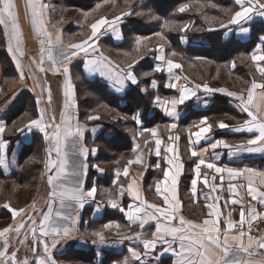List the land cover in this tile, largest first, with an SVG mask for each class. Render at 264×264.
I'll return each mask as SVG.
<instances>
[{"label":"snow or ice","instance_id":"snow-or-ice-1","mask_svg":"<svg viewBox=\"0 0 264 264\" xmlns=\"http://www.w3.org/2000/svg\"><path fill=\"white\" fill-rule=\"evenodd\" d=\"M235 4L239 6L240 10H237L230 16V19L226 24H222L221 27L227 28L228 25H240L242 33H248L249 28L242 25L243 22H249L253 15L264 17V0H234ZM27 7L31 10L32 23L36 25L38 23V18L42 16L43 10L48 9L51 6L47 3L37 4L34 0H28ZM187 5L179 8L180 12H184ZM131 12L123 13L124 16L131 15ZM136 15H144L143 12H136ZM122 19V16H117L115 20L109 21L107 18H101L98 22L91 24V31L88 39L84 40L83 43L71 45V50L61 49L58 57H54L51 52V47L53 41L51 36H48L47 45V59L51 62L52 68L60 72L62 66V74L66 78L65 92L66 97L64 109L65 111L61 113L59 122L57 117L53 114L51 117L46 118L45 112L42 110L38 119H30L22 128L17 129L18 131H23L24 128L37 129L43 134V139L47 144L46 147V157H45V175L47 176V183L52 188L49 193V199L47 202V212L41 213V219L39 223L33 215H30L25 209L14 210L8 204L3 207L8 209L12 213V216H22L21 222L18 227L6 228L0 231V238H3L2 243H0V264H57V261L51 254V250L55 249L61 240L68 238L71 234L72 227L77 223L76 215L78 210L83 209L85 203L88 200H95L97 188L95 186L91 187L89 190L85 191L83 187L84 178L87 175L89 168L88 156L89 153L95 156L98 149L93 147L89 149L88 147L80 144V141L84 136V129L79 124L78 118L75 113L71 110L77 108V104L74 100V89L72 84V78L70 75V69L67 66L68 62L80 52L85 53V67L89 74H94L98 72L102 77H105L111 82V87L117 93L126 94L127 83L130 82L131 85H137L138 80L136 75H134L133 68L134 64H130L128 69L125 70L120 68L119 65L113 66L112 61L99 52L96 47L95 40L98 38V33L100 29L108 25L109 27H114L115 24ZM152 20H159L157 15H151ZM165 28L176 29L177 26L165 21ZM188 28L185 25L179 28L180 31H186ZM0 30L8 42L7 50L12 55L13 59L17 61L16 66L20 69V79H25V73L23 71V65L17 59L18 55L23 56V51L21 50L22 44V32L19 23V16L17 11V5L14 0H0ZM38 35L42 34L38 29ZM161 39H164L162 33H156ZM143 37H136V45L139 47ZM56 42H60V37L57 36ZM42 47L40 48L41 59L39 63L35 60L32 63L37 64V68L40 72H46L47 69L44 65V54L45 44L44 40H41ZM89 49H91V54L94 55L93 58H87L89 55ZM159 51H163L161 46ZM172 56H176V52L171 53ZM157 59L163 63H166L167 71L169 76H172L174 69L181 68V64L174 63L171 59H166L164 55H159ZM253 64L256 66V71L261 77H264V66L261 62H264V36L259 37V44L256 47V51L250 57ZM119 68V71L116 69ZM155 72L163 71V68L156 66L154 68ZM151 72L144 73V76L151 75ZM178 81L179 77H175ZM36 87H41L40 97L37 99L36 103L39 105L44 99V92L47 91V101L51 103V90L44 89L39 82L35 85ZM166 87L177 89V83H168ZM201 85L197 84L195 88H189L184 86L179 89L180 95L178 98H172L170 100H162L159 96H156L152 103L155 107L160 108L165 115L172 117L174 120L179 118V112L177 111V106L183 105L186 101L192 99L196 96V89H199ZM151 88H157V82L155 79L151 81ZM256 89H264V83L253 82L251 84V90L247 94V99L245 100L243 95H236L232 92H225L224 89H211L207 85H203V90L206 93H211L214 91L224 92L228 96H234L236 100L240 101V108L243 112L247 113L250 118L246 120L243 124L234 127L232 130L234 132H248L256 133L254 138H250L246 143L231 145L226 143L224 140H217L211 143V148L216 149L223 147L228 149L230 156H237L242 153H264V120H262L258 112L261 110V105H253V91ZM142 92L147 93V88H141ZM261 101H264V96H262ZM256 109V111L253 110ZM101 117L98 115H89L88 120H98ZM125 120H132L136 125L144 127L147 122L155 119V114L149 111H145L144 108L136 106L135 110L131 112L130 115L123 117ZM76 120V124H73V120ZM203 125V127H201ZM172 129L177 127L176 123L170 125ZM198 129L194 133L189 130L190 137L194 135L195 139L190 140L192 144L198 143L202 139H208L207 134L211 131L212 125L208 123L207 117L202 118L198 124L195 125ZM220 129L227 128L223 122L218 124ZM6 131V126L0 124V149L7 147L6 143L3 141L2 137ZM95 131V130H94ZM126 131L130 132L134 137L137 135V129L127 128ZM149 131L153 137L157 135V129L155 127L150 128ZM139 135L143 136V131H139ZM62 138L67 141L68 138H75L73 140V147L76 149V153L80 160L76 161L72 166V171L66 172L65 169L68 165L67 153L62 152ZM171 141H178L179 137H169ZM78 145V148L76 147ZM137 148L139 145L136 146ZM161 148V140L159 138L155 139V153L159 157ZM135 151V149H133ZM191 156L196 157L197 160L194 161V176L191 180L192 192L195 195L196 185L198 179L201 178V166L207 169H214L215 173L223 174L227 172L228 177L235 178L241 177L244 174L247 175L248 187L247 195L251 197L252 200H258V193L256 187L253 185V178L259 177L262 182H264V171H257L253 168L244 169H233V168H223L217 167L213 163L206 162L203 159L202 153L198 155L197 151L189 149ZM207 151V149H205ZM166 152L173 153L175 155V149L173 147L166 148ZM141 160L137 158L136 160H129L128 164H140ZM167 163L172 165L174 163L173 159H167ZM0 166L7 167V163L4 159H0ZM96 168L98 172H103L98 165H92ZM159 168V163L156 164ZM183 165L181 163L175 164V171L166 170L163 172V183L165 185L163 189V203L167 206L166 208L157 207L154 204L146 203L145 201H140L139 204H129L127 210L116 199L111 198V193H109V199L107 200V205L114 209H119L122 213L126 214V218L129 221L130 226L132 224H138L141 231L128 236H122L121 239L131 240L137 243V246H142V251H137L134 248H129L130 257H125L122 261H114L113 264H130L131 261L137 262V264H150L151 261H156L159 264L160 258L165 253H170L176 257L174 264H264V237L254 238L251 234H247V243L244 242V237L246 232L244 230V225H248V233H250L252 227V220L260 216L257 213L254 205H249L246 212L243 207V197L240 198L241 209L239 212V221L236 222L231 219V211L227 213V219L223 221L226 225V231H223L218 221L221 218V212L216 208L214 204H207V207L211 209L208 216H215L216 219L205 218L200 223H192L186 221L182 216L178 218V224H174L173 221L177 219L176 212L179 207V201L176 197V189L178 184V177L181 174ZM123 176L128 177L129 171L125 167L123 169ZM72 177L73 180L69 181L71 186H60L57 184L58 181L68 180ZM121 176L119 170L116 171L115 177L118 182V178ZM216 177H213L215 180ZM171 180V191L172 198L166 194L169 192L168 181ZM222 182V181H221ZM135 180L127 185V193L133 201L139 199L138 191L135 190ZM203 183L208 186V179L204 177ZM60 190L57 191V188ZM156 193L161 194V188L159 183L156 186ZM212 191H216V185L211 186ZM124 188L121 186L119 196L123 197ZM211 198L210 193L205 196L208 200ZM59 201V209L55 212V217H53V205L56 201ZM72 202L76 207H72ZM259 202L264 203V194L259 195ZM238 203L237 199H232L231 204L236 205ZM226 206V205H225ZM34 207V206H33ZM144 209H151L152 211L144 212V215H139ZM97 211L100 210L99 205H97ZM155 222L154 232H145V226L150 222ZM239 224V235H229L236 224ZM113 227L119 228V224L113 225L112 223L105 224L103 229L100 231H94L91 233L96 239L93 243L103 244L105 243L104 232L110 230ZM24 232L23 239H20L21 230L26 229ZM14 233L15 238L18 240L19 244L23 246L25 242L29 239V234L31 236V246L28 251L31 253V258L26 254L21 260L18 259L17 253L20 251V247L15 248V250L9 252L10 243L7 238L9 233ZM119 235V233H118ZM221 235L223 238L221 239ZM150 236V238H148ZM51 241V243H49ZM175 245V246H174ZM161 248L162 251L156 252L157 248ZM42 248V252L40 249ZM155 253V255H153ZM243 254V256H241Z\"/></svg>","mask_w":264,"mask_h":264},{"label":"crops","instance_id":"crops-1","mask_svg":"<svg viewBox=\"0 0 264 264\" xmlns=\"http://www.w3.org/2000/svg\"><path fill=\"white\" fill-rule=\"evenodd\" d=\"M37 4L40 3H47L50 5L48 0H34ZM14 3L17 5V11L19 16V23L21 26V32H22V44H21V50L23 51V56L17 57L21 64L23 65V71L25 73V79H20V69L17 68L16 63L17 61L13 59L12 55L8 52L7 46L8 42L6 38L4 37L2 30H0V42H3L4 50L6 52L7 57L9 58L10 67L9 69H4L0 62V124L6 126L4 122V117L8 114L9 110L17 103L18 99L21 97L24 93H29L32 95L36 111H37V118H39L41 111L43 110L46 114V118L51 117L53 114L56 115L57 121L59 122L60 115L62 112L65 111L64 104L66 97L64 95L65 92V85H66V78L62 74V66L58 65V67L61 68L60 72L55 71L52 68L51 62L47 59V52L49 50L47 45V39L48 36H51L53 45L51 47V52L54 57L59 56V52L61 49L65 50H71V44H68L65 39V33L63 32L62 27H60L55 22L53 23L50 8L44 9L42 16L38 18V23L36 25H33L32 23V16H31V10L27 7L28 0H14ZM51 6V5H50ZM240 10V9H239ZM122 19L118 21L114 27H109L108 25L103 26L100 29V32L98 33V38L95 40L96 47L99 49V52H102L104 56L108 57V55L105 53L104 48H107L108 46L105 45L104 41H112L113 43L120 44L123 42V34L121 26L125 23V19L128 16L121 15ZM101 18L106 17H99L97 20H95L93 23L98 22ZM109 21H113L116 19V17L113 18H107ZM256 19H261L264 22V17L253 15L251 18V22ZM249 21V22H250ZM249 22H241L242 25H246ZM250 22V23H251ZM249 23V24H250ZM248 24V25H249ZM232 28L230 30H227L225 28V33L223 35L224 38H227L231 35H234L235 38L238 40H246L249 37L248 33H242L240 28V25H230ZM235 27V28H234ZM84 28V27H83ZM249 28V27H248ZM38 29L42 34L38 35ZM91 31V25L89 26V33L88 37L90 35ZM229 32V33H228ZM229 34V35H228ZM57 36L60 37V42H56ZM88 37L85 38L88 39ZM41 40L45 41V44L43 47L45 48V54H44V67L47 69L46 72H40L37 68V64L32 63L33 60H35L37 63H39L41 59L40 55V48ZM84 40H81L78 43H83ZM103 41V44H101ZM181 45L187 46L189 45L188 40L185 38H180ZM73 45V44H72ZM89 53L91 54V49H89ZM96 54H91L87 58H93ZM85 59L86 55L83 52H80L77 56L73 57L70 62H68L67 66L71 67L74 64H80L82 67V71L86 78L88 79H99L102 80L108 87V89L113 92L114 94H121L117 93L114 88L111 87V82L106 79L105 77H102L98 72L94 74H89L85 67ZM113 64V61H112ZM113 66H116L113 64ZM121 68V67H120ZM123 68V67H122ZM125 70L127 68H123ZM180 69V68H179ZM179 69H174L172 74V81L171 83H177L178 88L174 90H179L180 88L186 86L188 84L189 86L195 88L196 85L192 84L190 85L189 82L185 80L182 74L179 73ZM119 71V68L116 69ZM175 77H179V80L177 81ZM39 82V84L44 89H50L51 90V103L49 104L47 101V91L44 92V99L42 102L37 105L36 101L40 97L41 94V87H36L35 85ZM132 86L130 82L127 83V87ZM74 89V86H73ZM173 89V88H172ZM251 90V85L245 89L247 91L246 94L243 92L241 95L244 96L245 100L247 99V94ZM197 92H200V96L198 98L199 101H202L204 104L206 103V99L211 98L210 93H206L203 90L196 89ZM253 91V105L260 104L261 110L258 112L259 117L264 120V101H261V97L264 96V89H256ZM202 94V95H201ZM205 95V96H203ZM240 95V94H236ZM75 100V96H74ZM170 100V99H169ZM76 103V101H75ZM181 105L177 106V111L179 112V118H180V110L179 107ZM254 111H256L255 108H253ZM73 113H75L76 117L78 118V111L76 109L71 110ZM166 117L172 122L177 123L178 119H173L172 117H169L166 115ZM94 121V120H91ZM76 120H73V124H76ZM79 124L84 129V136L83 139L80 141V144L84 145L85 138L89 137L92 141L100 134L102 131V128L100 125L92 124V125H86L83 122L79 121ZM95 130V131H94ZM197 131V130H196ZM39 133L42 137L43 134L40 133L37 129L32 128H24L23 131H19V140L18 142H15L11 147L9 146V142L4 140V137H2L3 141L6 143L7 147L4 149H0V159H4L7 163V167L0 166V170L4 173L6 177L11 176L13 173H17L20 171V166L18 164V154L21 150V147L23 145L29 144L32 139L33 133ZM193 133L195 131H192ZM171 135H167L166 138V145L164 146V153L163 155V162H164V168L163 166H160L156 169H161L164 171L169 170L174 172L175 171V164L181 163L183 165V169L181 174L178 177V184L176 189V197L179 201V207L176 212L177 219L173 221L174 224H178V218L182 216L186 221H190L192 223H200L202 224L203 220L205 218L209 219H216L215 216L209 217L208 213L211 211L207 207V204H214L216 208L221 212V218L218 221L220 223L222 233L223 231H226V225L223 223L225 219H227V213L231 211V219L238 222L239 212L241 209V203L240 198L243 197V207L246 212V219H247V211L249 205H254L255 210L257 213H260V216H257L254 220H252V227L254 228H260L264 229V203L259 202V195L264 194V182L261 181L259 177L253 178V185L257 189L258 193V200H252L249 195H247V187H248V179L246 178L248 174H244L241 177H235L230 178L227 175V172H224L223 174L215 173L214 169H207L204 166H201V178L198 179L197 185H196V191L195 195H193L192 192V186H191V180L195 178L194 176V166L192 168L191 172V178L188 183V189H187V195L189 204L192 207H195L197 210L195 215L200 214V218H189L184 212L183 209V203L181 202V193H180V182L181 178L184 174L185 166L183 164L182 159V153L180 152L181 149V142L180 137L178 141H171L169 140V137H175L177 136L175 132L170 131ZM224 134H227L228 136L224 137L222 135H217L218 133H213L210 131L207 134L208 139H202L198 143L192 144L190 140H194V135L190 137L189 132H186L187 136V143H189V148L192 150L197 151L198 155L202 153L203 159L206 162L213 163L217 167H223V168H233V169H244L246 167L253 168L257 171H264V153L256 152V153H242L237 156H230L228 153V149H225L223 147H219L216 149L211 148V143L217 141V140H224L226 143L231 145L246 143V141L250 138H254L256 133H248V132H234L232 129L222 132ZM113 132L107 133L108 136H111ZM4 136V135H3ZM156 137H153V140L155 142ZM220 137V138H215ZM159 138V137H158ZM230 138V139H228ZM75 138H68L67 141L63 140L62 138V152L67 153V159H68V165L65 169L66 172L72 171L73 164L80 160L81 157L78 156L76 153V149L73 147V140ZM162 142L161 140V148H162ZM45 145L47 147V144L45 142ZM85 146V145H84ZM78 148V145L76 146ZM173 147L175 149V155L173 153L166 152V148ZM160 148V151H161ZM207 149V151H205ZM154 157L158 158V156L155 153V147L153 149ZM190 152V151H189ZM191 154V153H190ZM89 157H95L89 153ZM161 155V154H160ZM45 157H46V149H45ZM197 160L196 157H193ZM167 159H173L174 163L172 165H169L167 163ZM45 163V159H44ZM159 163V161L157 162ZM160 165V163H159ZM45 168V164L43 166ZM128 168L129 176L125 177L127 178V182L124 188V195L123 198H125V205L123 206L125 210H127V206L129 204H139L140 201H145L149 204H154L157 207L166 208L167 206L163 203V189L165 187L163 183V172L161 173V176L156 179L153 183H149L148 185L145 184V172L141 168H137L135 164H131ZM98 177L103 176V172L97 171ZM123 176V174H122ZM216 177L215 180H213V177ZM204 177H207L208 179V186H205L203 183ZM45 181L44 185L49 190V193L52 191V188L47 183V176L45 175ZM74 178L70 177L68 180H61L58 181L57 184L60 186H71L69 181L73 180ZM133 180H135V190L138 191L139 199L136 201H133L131 197L127 193V185L129 183H132ZM222 181V182H221ZM159 183V186L161 188V194L156 193V186ZM215 184L216 185V191L211 190V186ZM86 181L84 178L83 187L84 190L87 191L90 188H86ZM96 187V186H95ZM168 187L169 192L166 193L169 196V199L172 198V191H171V180L168 181ZM60 190V187L57 188V191ZM211 195V198L206 200L205 196L207 194ZM49 199V197H48ZM232 199H237L238 203L236 205L231 204ZM66 203H72L66 201ZM8 204V203H7ZM188 204V205H189ZM5 204H1L0 208L3 210H8L5 207H3ZM97 205H99L100 210L97 211ZM226 205V206H225ZM72 207H76L74 203H72ZM105 202L98 200L95 198V200H88L85 203V206L83 209L78 210V213L76 215L77 223L72 227L71 234L68 238L61 240L60 243L56 246L55 249L51 250V254L54 257V259L57 261V264H72L69 261V254L67 252L71 250L79 251V253H83L82 255L86 254L87 257L82 256L80 260H78L75 264H113L114 261L123 260L125 257H130V253L128 251L129 248H134L137 251H142V246L138 247L136 242H133L131 240L127 239H121L122 236H128L132 235L134 233H137L140 230L138 224H132L130 226L129 221L126 218V214L119 211V213L123 216L124 222H119L122 224V227H128L129 231L124 234H120L119 237L117 235L114 236H106L105 235V243L101 244L97 240V243H93V240L96 239L92 235L90 236L89 232H94L97 230L98 223L101 222V219L103 218V215L105 213ZM24 209V208H22ZM32 209V208H31ZM26 209V211L32 215L31 211L36 214L35 219H41V213L47 212V205L41 206L36 208V211H33V209ZM53 217H55V212L60 210L59 209V201L57 200L56 203L53 205ZM15 210V209H14ZM19 209H17L18 211ZM1 211V210H0ZM108 213H115L116 210L114 208L108 209ZM152 211L151 209H144L143 212H141L139 215L143 216L144 212ZM10 212V211H9ZM11 213V212H10ZM12 214V213H11ZM114 216L109 217L107 219H112ZM22 216H16L15 218L12 216V223L8 228H14L18 227L21 222ZM92 222L89 226L91 228H88V223ZM38 221V223H39ZM113 222H115L113 218ZM110 223V222H109ZM116 223V222H115ZM238 224V223H237ZM136 228V231L132 232V228ZM245 228H248L247 223L244 225ZM251 227V228H252ZM6 229V228H5ZM4 229H1L0 231H3ZM155 230V222H150L148 225L145 226V232L151 233ZM25 229L21 230L22 235L24 233ZM231 235H239L234 229L228 233ZM118 237V238H115ZM10 248L9 252L15 250V248L20 247V251L17 253L18 259H23L25 255L27 254L29 257H31V253L28 251L29 247L31 246V236L29 234V239L27 243H25L23 246L16 245L18 240L15 238L14 233H9L7 236ZM21 238V237H20ZM150 238V236L148 237ZM223 236L221 235V239ZM3 238H0V243H2ZM244 242L247 243V236L244 237ZM51 243V241H49ZM26 244L28 245L26 247ZM16 245V246H15ZM175 246V245H174ZM26 247V248H25ZM42 252V248L40 249ZM162 251L161 248H157L156 252L159 253ZM67 254V256H66ZM155 255V253H153ZM243 256V254H241ZM85 259L82 260V259ZM66 259V260H65ZM176 257L171 255L170 253H165L161 258L159 264H174ZM81 261V262H80ZM130 264H137L135 261H131ZM150 264H156V261H151Z\"/></svg>","mask_w":264,"mask_h":264},{"label":"rangeland","instance_id":"rangeland-1","mask_svg":"<svg viewBox=\"0 0 264 264\" xmlns=\"http://www.w3.org/2000/svg\"><path fill=\"white\" fill-rule=\"evenodd\" d=\"M48 1L51 5L50 12H51L53 23L55 22L63 29V27L66 26L67 23L71 22L73 32L66 33L65 39L68 44L72 45V44L80 42L81 40H85V38L88 37L89 26L93 24V22L97 20L99 17L113 18V17L121 16L125 12H131V10H129L128 7H131L133 5L134 0H113L111 2L102 4L103 9L101 11L85 13L82 15L77 9H69V8L63 7L60 0H48ZM231 1L236 6L235 11L239 10V6L235 4L234 0H231ZM205 4H207V2H205ZM205 4L196 2V1H192V2L187 1L183 3L181 6L177 8L176 13H181L179 15L185 14L184 20H182L180 23L170 22L176 25L177 28L174 30L165 28L163 26L165 22H162L160 24L159 29L154 30L148 35L139 36V37L145 38L140 43L139 47H137L136 45V37H135L134 40L133 39L131 40L129 47L127 48L126 51L123 48L121 51L111 49L110 46H108L107 48H104L105 53L108 55V58L111 61H113L114 65H119L121 68L122 67L127 68V66H129L130 64H134L133 72H134V75H136L137 77L138 84L132 85L130 87L138 86L140 91H141V88H147V93H149L151 97V109L152 110L150 112L153 113L154 110L160 111L163 114V116L167 119V121L169 119L166 117V115L160 108L155 107L153 105L152 100L156 96H159L162 100L178 98L180 95V91L166 87V84L171 83L173 79H172V76H169L166 63H163L157 59L159 55H164L166 59H171L173 60L174 63L181 64L179 73L183 75L185 80L189 82L190 85L192 84L201 85V87L199 88L200 90H203V85H207L211 89H215V90L224 89L225 92H232V93L241 95L242 92L244 94L247 93L245 89H247L253 82L264 83L263 77H261L260 74L255 70L256 66L253 64L252 61H251V66H249L248 68L251 72L252 71L254 72L252 74L253 79L251 83H248L246 81L240 80L238 77L229 75L225 71L224 64L215 63L205 58L190 57L188 55H185L179 52L178 51L179 49L178 50L174 49V47L172 46V43L169 41L170 40L169 37L167 36L168 33H166V31L168 30L180 32V37H178V40H177L178 43L176 44L177 45L179 44V47H182V48H184L185 46L181 45L182 43L180 41V38H185L186 40H188L189 45H204L206 43L203 40H201V36L204 35L205 33H208V31L223 29L225 33V28L221 27V25L226 24L228 22V20L230 19V16L234 14L235 12L234 8L233 10L231 9V7L228 8L227 11L225 10L223 12V14L221 13L222 11L221 12L217 11L220 13V15H218L216 12H214L216 10L211 11L210 9L209 10L206 9L207 5ZM185 5H187L186 10L184 12H180L179 8ZM131 13H132L131 15H133V12ZM224 13L227 14V17L226 15L224 16ZM149 17L151 18V16ZM225 17H226V20L223 21ZM255 21H262V20L256 19V20H253L252 22H255ZM248 24L244 25V27L248 28L249 27ZM82 25L83 26L86 25V27L84 28L82 27L81 30L75 31V29L81 27ZM185 25L188 26L187 30L180 31L179 28H182ZM231 28L232 27L228 25L227 30H230ZM63 32L65 33L64 30ZM156 33H162L164 36V39H161L160 36L156 35ZM249 35H250V31H249ZM101 44H103V42ZM257 45L252 50L251 55L256 51ZM161 46L163 48L162 52L158 50L161 48ZM172 52H176L177 55L172 56L171 55ZM141 63H142V66L140 69L138 66ZM75 65L76 64L72 65L71 67H69V69H70V75L72 78V84L74 86L75 101L77 104L76 89H77V85L80 84V78H79L78 69L75 68ZM261 65L264 66V62H261ZM156 66H160L161 68H163V71L155 72L154 68ZM148 72H151L152 74L149 76L143 75L144 73H148ZM153 79H155L157 82L156 89L151 88V81ZM102 83L104 82L102 81ZM186 86L189 88L194 87V86L191 87L188 84H186ZM130 87H128L126 90H128ZM79 93L80 91H78V94ZM142 93H145V92H142ZM196 93L197 94L195 97L186 101L183 105L179 107L178 110H180V118L178 119V122L176 123L177 127L175 129H172L170 127V125L172 124L170 120L167 123L168 125L160 126V127L157 126L156 124L152 126H146L143 128H141V126L139 125H136V128L135 127L134 128L137 129V135L134 137L130 132L126 131V129L129 127H125L124 130L122 131H125L127 133L132 143L131 144L132 151L122 152V153H119V155L112 153V155H117V157H116V160L109 162V164H103V163L97 162L99 151H97V154L95 155V157H89L90 155L88 156L89 168L87 171V175L85 177V181H86L85 187L88 189L93 186H96L97 188L96 199L105 202V205H106V208L104 210L105 212L108 209H112L111 207L107 205V200L109 199V195H108L109 193H111V198L118 200L121 206L125 205V198L120 197L119 192H120L121 186L125 187L126 182H127V178L122 176V173L125 167H129L131 165V164H128L129 160H136L137 158L141 160V163L135 164V166L137 168H141L145 172V177L149 175L150 171L152 172L160 171L161 173L163 172V170L161 169H156L155 166L157 162L159 161L160 166H163L164 168L162 154L164 153L163 148L166 145V142H162V148L160 151L161 155L158 158L154 157L153 149L155 147V142L153 140V136L151 135V132L149 131L150 128L155 127L157 129V136L159 137L160 140H163L162 137L164 135H169V134L171 135V133L169 132L172 131V132H175V134L179 136L182 141H187V136L184 133L189 132L190 129L191 131L198 130L195 127V125L198 124L202 118H204L203 116L205 115V111H207V109L214 104V101L212 98H215V97L225 99L226 102L228 103V106L231 108L232 113L231 114H219V115H216L218 117L211 116L207 118L208 123L212 125L211 131L213 133H218L217 135L226 136L227 134L224 135V133L222 132L233 129L234 127L240 124H243L246 120L250 119L247 116V113L241 110L239 106L240 101L236 100L234 96H228L224 92L214 91L210 93L211 98L206 99L205 100L206 103L204 104L202 101L198 100L200 96L199 94L200 92L196 91ZM116 95L123 96L124 94L121 93V94H116ZM81 97L86 98L87 94L83 92V95H81ZM187 106L192 107V110L197 111L198 115L195 119H191L190 122L187 123L186 125H181L179 124V122L183 118L184 113L187 110ZM77 111L79 112L78 105H77ZM88 111L90 112H84V115H83L84 119H81L78 114L79 121L83 122L86 125H92V124L100 125L102 130L104 129V125L101 123L98 124L99 120L100 121L102 120L105 123H107V126H110L109 122H117V121H120L123 124L125 123L135 124L132 120L130 119L125 120L123 118L124 116H127L126 114L116 111L114 110V108L108 107L107 105L97 104L94 107V109L88 110ZM36 114H37V111H36ZM89 115H98L101 118L98 120L90 121L87 119ZM36 118H37V115L34 119ZM220 122L225 123L226 125H228V127L224 129H220L218 127V124ZM201 127H203V125ZM139 131H143V136L139 135ZM8 132H11V131H8ZM215 138H220V137H215ZM14 139L16 140V137ZM18 140L14 141L13 144L15 142H18ZM10 145L11 144L9 143V146ZM84 145L88 147L89 149L93 147L98 149L96 142L94 140L92 141L89 137L85 138ZM137 145H139L138 148L136 147ZM189 145H190L189 143H185L184 145H181L182 148L180 152L182 153L183 161L186 162L187 168L189 167V165H191L190 169L188 170V171H191L194 166V161H196V159H194L191 156L189 152L190 151ZM133 149H135V151ZM119 158L120 160L122 158L124 159L122 164L119 163L120 162L118 161ZM92 165H98L101 169H103L102 177H98L97 170ZM117 170L121 172V176L118 178V182L115 177V173ZM45 179H46L45 178V168H42L40 173L36 175L35 178L29 179L30 181L31 180L32 181H31V184H29L28 186H25V187L18 186L17 184L13 182L12 183L11 182H3V183L0 182V205L8 203V205L12 209H15V210L22 209V208L26 210L27 208L28 209L32 208L33 211H36V208L38 207H41V206L45 207L47 205L48 197H49V190L44 185ZM187 201H189L188 197L182 195V202H187ZM183 209L187 217L200 218V214L195 215L196 213L195 210L197 209L195 207H192L190 204L186 205L185 203L183 205ZM0 210H1L0 213H4V212L7 213L4 215L8 217L7 220H4V219L0 220V230H1V229L8 228L10 226V224L12 223V214L8 210H3L1 208ZM115 210L116 212L114 213L115 215L113 218L116 223L113 222V218L105 219V220L102 218L101 222L98 223L97 225V230L95 231L102 230L103 226L105 224H108L109 222L112 223L113 225L119 224L120 227L119 228L113 227L110 230H106L104 232V235L106 236L117 235L119 237L120 234H124V233H127V231H129L128 227H122V224L119 223V222H124V218L119 213L118 211L119 209H115ZM31 213L34 217H36V214L34 212L31 211ZM4 215L2 218H4ZM36 220L37 222L39 221V219H36ZM90 224H92V222H90V219H89V223L87 225L88 228H91V226H89ZM239 228H240L239 224H236L234 227V230L237 233H239ZM244 230L246 232V236L247 234H251L254 238H261V237H257L253 233H264V229H260V228L256 229L254 227L251 228L250 233H248V228L244 227ZM25 231H27V228L25 229ZM131 231L132 232L136 231V228L133 227ZM91 233L92 232H89L88 234L91 236ZM23 235L24 233L20 235L21 237L20 239H23ZM118 237H115V238H118ZM27 244H26V247L28 246ZM16 245L19 246L20 245L19 242H17ZM70 252L71 251L67 252V254H70ZM82 260L85 261L84 258ZM69 261L70 263L72 262V264H75L78 260L75 259L73 256H70ZM119 261H122V260H119Z\"/></svg>","mask_w":264,"mask_h":264},{"label":"trees","instance_id":"trees-1","mask_svg":"<svg viewBox=\"0 0 264 264\" xmlns=\"http://www.w3.org/2000/svg\"><path fill=\"white\" fill-rule=\"evenodd\" d=\"M111 1L113 0H60L63 7L77 9L81 15L85 13L101 11L103 9L102 4ZM187 1H196L203 4L207 2V4H205L207 5L206 9H210L211 11L216 10L214 12H216L218 15H220V13L217 11H222L221 13L223 14V12L225 10L227 11V9L230 7L232 10L234 8V11L236 9V6L231 0H134L133 5L128 7V9L133 12V15L127 16L125 23L121 26L124 38L123 42L120 44H115L112 41H104L105 45L110 46L111 49L121 51L123 48L126 51L132 39L134 40L135 37L148 35L154 30L159 29L162 22L169 21L180 23L182 20H184L185 14L179 15L181 13H176V10L179 6ZM136 12H143L144 15H136ZM153 14L157 15L160 19L152 20L149 16ZM225 15L227 17V14L224 13V16ZM226 17L223 19V21L226 20ZM82 27H86V25H82L81 27L75 29V31L81 30ZM249 28L250 35L246 40H238L233 35L223 38L222 36L224 34V30L218 29L208 31V33H205L201 36V40H203L206 44L187 45L184 48L179 47V44H176L178 43L177 40L178 37H180V32L168 30L166 33H168L167 36L169 37V41L172 43L174 49H179L178 51L182 54L188 55L190 57L205 58L215 63L224 64L225 71L229 75H233L238 77L240 80L251 83L253 79L252 74L254 72H251L248 68L251 66L250 55L252 50L259 43V37L264 36V22H252L249 24ZM63 30L65 31V34L73 32L71 22L67 23L66 26L63 27ZM0 62L3 70L9 69L10 62L4 50L3 42H0ZM79 65L80 64L75 65V68L78 69L80 78V84L77 85L76 91L77 105L79 109L78 114L81 119H84V112H90L88 110L94 109L97 104L107 105L108 107L114 108V110L122 112L126 115H130L131 112L135 110L136 106L144 108L145 111L150 112L152 110L151 97L149 93H142L138 86L130 87L123 96L116 95L111 92L108 87L99 79L86 78L80 67L81 65ZM141 66L142 63L138 67L141 69ZM78 91H80L79 94ZM83 92L87 94L86 98L81 97ZM212 99L214 104L210 106L207 111H205V115L203 117H218L216 115L232 113V110L228 106V103L225 99L219 97ZM153 113L155 114V119L147 122L144 127L152 126L154 124L159 127L168 125L167 123L169 120L167 121L160 111L154 110ZM36 115V107L32 95L29 93L23 94L18 99L17 103L9 110L8 114L4 117L6 131L3 137L4 140L11 144L10 147L12 146L13 142L19 138V131L17 129L22 128L24 124H26L30 119H34ZM197 115V111H194L192 110V107L187 106V110L185 111L184 116L180 120L179 124L186 125L191 119H195ZM100 123L104 125V129L94 139L99 149L97 157L98 163L109 164V162L116 160L117 155H112V153L119 155V153L122 152L132 151V143L127 133L122 130H124L125 127L136 128V124H123L120 121H117L109 122L110 126H107V123L99 120L98 124ZM110 132H113L111 136L106 135ZM15 137L16 140L14 139ZM166 138L167 135L162 137L164 142L166 141ZM180 142L181 145L187 143L181 139ZM45 149L46 145L43 137L37 132L33 133L31 142L29 144L23 145L18 154V164L20 166V171L13 173L9 177H6L0 170V182H13L18 186L23 187L31 184L32 180L30 181L29 179L35 178V176L38 175L43 168ZM118 161H120L119 163L122 164L124 159L122 158L120 160L119 158ZM183 164L185 166V170L180 182L181 202L182 195L188 197L187 189L192 172L188 171L191 165H189L187 168L185 161H183ZM160 175V171H150L149 175L145 177V184L148 185L149 183H153L160 177ZM188 202L189 201L182 203L183 205L185 203L188 205ZM4 214L7 213H0V220L8 219V217ZM3 215L4 218H2ZM114 215L115 214L113 211L112 213H108V211H106L104 213L103 219L105 220ZM82 254L83 253H79V251L71 250L69 256H73L75 259L80 260L82 256H86V254Z\"/></svg>","mask_w":264,"mask_h":264},{"label":"built area","instance_id":"built-area-1","mask_svg":"<svg viewBox=\"0 0 264 264\" xmlns=\"http://www.w3.org/2000/svg\"><path fill=\"white\" fill-rule=\"evenodd\" d=\"M238 228V227H237ZM257 237H264V233H253Z\"/></svg>","mask_w":264,"mask_h":264}]
</instances>
